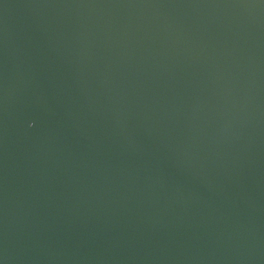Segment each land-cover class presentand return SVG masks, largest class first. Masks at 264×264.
Returning <instances> with one entry per match:
<instances>
[{"label": "water", "instance_id": "water-1", "mask_svg": "<svg viewBox=\"0 0 264 264\" xmlns=\"http://www.w3.org/2000/svg\"><path fill=\"white\" fill-rule=\"evenodd\" d=\"M0 264H264V0H0Z\"/></svg>", "mask_w": 264, "mask_h": 264}]
</instances>
